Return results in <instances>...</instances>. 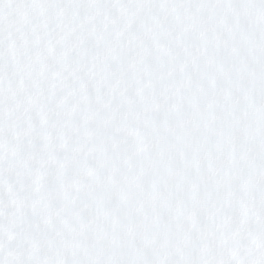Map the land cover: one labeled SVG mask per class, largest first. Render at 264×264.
<instances>
[{
  "label": "snow or ice",
  "instance_id": "1",
  "mask_svg": "<svg viewBox=\"0 0 264 264\" xmlns=\"http://www.w3.org/2000/svg\"><path fill=\"white\" fill-rule=\"evenodd\" d=\"M0 264H264V0H0Z\"/></svg>",
  "mask_w": 264,
  "mask_h": 264
}]
</instances>
